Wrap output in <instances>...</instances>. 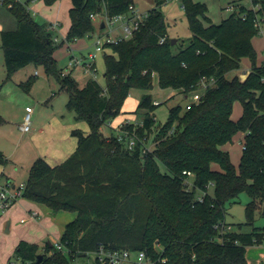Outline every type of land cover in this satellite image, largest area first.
<instances>
[{"label":"trees","instance_id":"16d2710c","mask_svg":"<svg viewBox=\"0 0 264 264\" xmlns=\"http://www.w3.org/2000/svg\"><path fill=\"white\" fill-rule=\"evenodd\" d=\"M165 1L154 0L156 7ZM70 3L69 29L58 45L51 25L36 23L28 3L0 0L7 79L30 64L42 66L68 94L66 108L75 113V121L90 128L88 134L80 129L72 132L77 148L61 164L50 166L38 158L22 193V198L54 215L75 214L58 241L61 249L48 242L40 249L21 241L13 259L17 264H71L94 254V264H102L101 251L127 250L145 252L155 264H248L246 249L264 244V228L241 233L219 227L227 226L226 205L240 194L251 198L246 225H253L254 213L264 203V64L257 65L252 44L258 36L255 21L264 22V0H251L250 8L232 2L234 11L218 24L207 16L205 3L181 0L192 38L177 53L172 48L178 40L172 45L162 13L156 8L148 11L130 39L104 47L110 50L104 58L105 89L94 79L80 88L57 69L54 55L64 43L94 33L91 16L125 15L135 6L134 0ZM162 38L165 42L160 44ZM244 58L251 64L246 79L241 81L239 75L228 79L229 73L241 70ZM154 78L160 89L185 96L203 78L216 83L191 109L180 104L171 108L169 121L157 128L150 150L148 139L159 106L151 95L144 94L133 113L142 114L141 123L126 122L118 130L110 129V124L121 115L131 90L150 91ZM237 101L242 115L234 121ZM103 126L109 127V136L102 133ZM238 133H244V148L237 172L222 147ZM132 136L135 146L129 149ZM5 164L0 153V165ZM160 165L167 173L161 172Z\"/></svg>","mask_w":264,"mask_h":264},{"label":"rangeland","instance_id":"374dc122","mask_svg":"<svg viewBox=\"0 0 264 264\" xmlns=\"http://www.w3.org/2000/svg\"><path fill=\"white\" fill-rule=\"evenodd\" d=\"M197 2L205 3L208 9L207 16L212 20L213 23L218 24L221 20L227 18L230 15V10L223 9L229 2L232 0H195ZM242 4L247 7H251V0H241ZM134 5L136 8L143 13H148L152 9H157L165 18L167 24L168 37L172 40H178V44L172 48L173 53H177L180 49L185 48L192 34L189 30L188 20L185 16L181 0H166L165 3L156 7L154 0H134ZM71 7L70 0H55L53 3L49 4L45 0H35L34 2L29 3V8L34 21L36 23H46L49 25H56L54 29V35L56 38V43L59 45L65 40L67 31L70 25L69 19V9ZM104 21L102 14L97 15L94 21L95 31L93 34L86 36L82 39H78L71 43H64L60 46L55 52V60L57 69L62 71L63 75H70L78 84L80 88L84 87L88 81L95 80L103 89L106 87V79L104 77L105 73V54H110L109 49H103L102 52L96 54L94 60L88 59L89 54L95 53L96 50V40L97 36H102L107 33V31L100 28L101 23ZM115 27H118L115 25ZM264 29V26H263ZM1 31V28H0ZM122 34L121 29L116 28L112 35L118 37ZM261 37V36H259ZM258 37V38H259ZM263 37V36H262ZM260 39V38H259ZM263 39V38H261ZM264 53H257L258 64H261V61H264ZM71 57H74L78 60H83V62L94 63L93 71H87L82 66L70 67ZM263 58V59H262ZM4 52L1 47L0 39V131L1 130H10L12 132V137H20L22 131L19 126L22 125L24 118L26 116L25 107L31 106L36 110V100H44L40 105L44 107V111L53 112V110H61L64 113V117H60L57 113L56 116L59 119H64L74 117L75 113L66 108L68 102V94L65 91H61L58 83L55 78L48 76L45 73V70L42 66H35L30 64L17 72H15L10 78L7 79V72L4 65ZM247 61H242V65L246 69ZM260 66V65H259ZM243 69V68H242ZM38 73L35 76V73ZM241 73L232 72L227 75L228 79H232L235 75ZM28 81L32 83L28 84ZM55 97H53L54 95ZM143 94H149L152 97L154 102L158 103V107L154 113L155 127L153 133L150 134L148 139V148L151 150L154 147V138L157 128L167 124L170 117L171 108L181 105L185 107L188 103L191 102V97L189 99H184V94L179 91L172 89L162 90L159 88L157 79L154 78L153 89L150 91H140L132 89L129 95V98L125 101L124 110L130 112L136 110L138 103ZM39 106V107H41ZM242 114V105L239 101L235 102L233 105L232 119H239ZM33 116V115H32ZM137 121L142 120V114H136ZM137 123V122H136ZM177 123H174L172 126L175 128ZM82 132H89L90 128L88 124H82ZM104 134L109 135L110 130L107 126H103ZM243 134L238 133L234 135L232 141L222 148L224 151H228L230 155V160L234 165L236 171H239V164L241 153L243 149ZM6 144V146L4 145ZM10 145L4 140L3 136L0 134V148H7ZM214 168L219 169L217 166ZM160 170L162 173H167V170L164 166L160 165ZM191 185V181L189 182ZM210 195L213 194L212 187L208 189ZM200 195V193L198 194ZM251 201V198L248 194L242 193L240 196L233 202H230L226 205V216L225 224L233 232L241 233H250L254 228L261 229L264 228V203H260L254 213V222L253 225H246V206ZM52 244H55V239H50ZM45 244V243H44ZM43 244L40 246L42 249ZM256 250H253L255 252ZM250 253H248L249 255ZM96 256L90 254L87 257L77 258L71 264H94ZM137 254L133 253L129 262H123L121 264H136ZM247 259V258H246ZM249 256L250 264H260L258 261L254 260ZM248 262V263H249ZM143 264H147L144 262Z\"/></svg>","mask_w":264,"mask_h":264},{"label":"crops","instance_id":"0c3cea01","mask_svg":"<svg viewBox=\"0 0 264 264\" xmlns=\"http://www.w3.org/2000/svg\"><path fill=\"white\" fill-rule=\"evenodd\" d=\"M235 1L246 8H250L242 4L241 0H232L223 9L227 10L226 7L231 6V3ZM258 37L253 38L252 44L257 53L260 51L264 53V37L261 36L259 37L260 39ZM242 61H247V64H249L246 69L242 65L243 69L241 68V73L238 74L240 79L244 81L250 73L251 64L247 58L242 59ZM258 62V66L264 64V61H261V64H258ZM184 99L188 100L189 96L184 95ZM43 101L39 102L36 100V110L31 106L25 107V113H27V108L32 109L29 132H22L20 137L13 138L10 130L3 129L0 131L4 140L10 145L7 148H0V153L6 159V164L0 165V186L16 188L21 184H26L31 166L38 158H43L50 166H57L69 158L76 150L78 141L72 132L77 129L82 131L83 123L77 122L74 124L72 115L70 117L65 115V121L64 119H59L56 116L57 113L60 117H64L61 108L45 113L44 107L40 105ZM136 103L139 104L138 101ZM134 112L135 110L125 111L123 106L121 115L111 122L110 129L118 130L126 122L141 123V120L137 121L136 115L133 114ZM232 120L237 121L238 119ZM107 128L109 129V127ZM101 131L104 134L103 128ZM83 133L88 134L90 131L88 133L83 131ZM242 134L244 135V133ZM4 145L6 146V144ZM33 212H38L39 216L32 218L31 214ZM74 218L75 214L60 212L54 215L45 206L25 198H19L8 210L0 213V264H17L15 259H13V254L21 241L39 246L47 242L52 243L50 239H55L54 243H57L63 234L65 226L73 221ZM253 250L256 251L253 252ZM248 253L250 254L248 255ZM249 256L251 258L254 256V260L264 264V244L248 247L246 249V258L248 260Z\"/></svg>","mask_w":264,"mask_h":264},{"label":"built area","instance_id":"2783aa9c","mask_svg":"<svg viewBox=\"0 0 264 264\" xmlns=\"http://www.w3.org/2000/svg\"><path fill=\"white\" fill-rule=\"evenodd\" d=\"M17 1L23 4L28 3V10L31 11V9L29 8V3L34 2L35 0H17ZM227 9L233 12L234 6L231 5ZM32 15H35V13H32ZM146 17H147V13L140 12L139 10L135 8V6L130 7L129 13L125 15H119L113 18L104 17V21H103L104 30L107 31V33L103 34L102 36H97V40H96L97 47H96L95 53L93 54L90 53L88 56V59L94 60L96 58V54L99 52H102L106 45H110V44H114L122 40L130 39L133 36L134 32L138 30L140 24L146 19ZM91 18L95 20L96 17L91 16ZM117 24H118V27L121 29L122 34L119 35L118 37H114L112 33L116 28H118V27H115V25L117 26ZM255 26L258 29V36L264 37V29H263L264 22L258 19L255 21ZM55 27L56 25H51L52 30H54ZM55 41H56V38H55ZM164 42H165V38H162L159 43L163 44ZM69 66L70 67L82 66L87 71L95 72L94 63H91V61L83 62L82 59L78 60L74 57H71ZM37 75L38 73L36 72L35 76ZM241 81L243 80L241 79ZM215 83L216 81L213 78L212 79L203 78L197 84L196 89L193 90L192 93L189 95V97H191V102L186 105V109L189 110L191 109V107L198 104L201 100L202 93L207 88L214 86ZM154 104L158 105L157 102H154ZM26 112L27 113L24 118V122L20 126V130L22 132L30 131V118H31L32 109L27 108ZM118 139L122 140V137H119ZM135 141H136L135 136H132L131 140L128 143L129 149H132L135 146ZM186 174L190 175V173H186ZM24 188H25V184H21L20 186L16 188H11L8 186L6 187L0 186V213H3L6 210H8L15 203V201H17L19 198H22V193H23ZM199 200L202 201L203 200L202 197H199ZM38 216H39L38 212H33L31 214L32 218H37ZM219 228H221L222 230H225V229L231 230L230 227H227V226L226 227L221 226ZM54 246L58 250L61 249V245L59 242L55 243ZM157 250L160 251L161 248L157 246ZM136 254H137L136 264H143L144 262H146L147 264H155L153 261H151L147 257L145 252H137ZM131 255L132 253L127 250L106 252V253L101 251L99 255V261L102 264H121L123 262L130 261ZM160 262L165 263L166 260L161 259ZM19 264H22V263H19Z\"/></svg>","mask_w":264,"mask_h":264},{"label":"water","instance_id":"95a60500","mask_svg":"<svg viewBox=\"0 0 264 264\" xmlns=\"http://www.w3.org/2000/svg\"><path fill=\"white\" fill-rule=\"evenodd\" d=\"M101 28H104V23H102ZM176 43V39L172 40V45H174ZM42 259L41 255H38V261H40Z\"/></svg>","mask_w":264,"mask_h":264}]
</instances>
